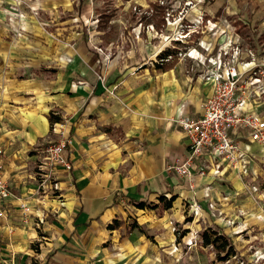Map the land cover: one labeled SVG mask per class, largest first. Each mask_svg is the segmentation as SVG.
<instances>
[{
	"label": "crops",
	"instance_id": "crops-1",
	"mask_svg": "<svg viewBox=\"0 0 264 264\" xmlns=\"http://www.w3.org/2000/svg\"><path fill=\"white\" fill-rule=\"evenodd\" d=\"M67 1L24 0L19 6L39 4L48 11ZM138 1L144 0H129L135 6ZM17 6L16 0H0V145L4 176L16 196L0 218V264H143L162 250L197 248L208 226L234 243L237 227L264 230V210L255 205L264 196V146L245 130L232 136L241 144L239 166L245 162L247 173L226 162L211 163L204 175L194 168L189 177L171 169L189 151L176 120L200 116L212 93L202 74L174 61L175 52L135 66L112 56L103 36H49L38 19L16 13ZM213 7L240 20L249 14L264 28V0H216ZM253 37L258 50L243 48L242 36H200L187 56H199L201 65L233 41L229 53L237 48L241 61L257 64L236 95L243 111L264 117V36ZM51 113L65 122L73 164L53 170L56 195L40 188L35 175L45 147L60 137L52 131ZM18 197L32 208L27 219ZM178 224L185 229L180 236Z\"/></svg>",
	"mask_w": 264,
	"mask_h": 264
},
{
	"label": "rangeland",
	"instance_id": "rangeland-1",
	"mask_svg": "<svg viewBox=\"0 0 264 264\" xmlns=\"http://www.w3.org/2000/svg\"><path fill=\"white\" fill-rule=\"evenodd\" d=\"M16 1L18 6L14 11L38 19L49 36H71L74 32L77 36H103L102 44L108 46L112 56H119L120 60L135 66L155 58L157 62L161 52L170 50L175 52L174 61L189 66L198 75L205 73L208 66L196 65L200 60L198 54L197 59L191 61L187 53L191 45L198 44L200 36H242L243 48L253 46L257 50L259 38L253 36H264V28L250 21L249 14L240 20L236 15L225 16L215 11L216 0H144L138 1L137 6L129 0H69L48 11L39 4L23 10L20 6L24 0ZM185 36H193V41H187ZM232 44L233 41L225 43L227 50ZM262 192L264 185L260 186ZM255 205L264 210V196L256 197ZM190 218L187 215L186 219ZM184 230L182 224L177 225L178 236ZM232 235L241 252L239 257L219 260L215 248L204 245L199 236L201 242L197 248L186 245L176 251L162 250L158 256L147 255L143 264H243L242 258L264 264V230L258 227L245 230L241 226L235 228ZM191 241L194 244L197 239Z\"/></svg>",
	"mask_w": 264,
	"mask_h": 264
},
{
	"label": "built area",
	"instance_id": "built-area-1",
	"mask_svg": "<svg viewBox=\"0 0 264 264\" xmlns=\"http://www.w3.org/2000/svg\"><path fill=\"white\" fill-rule=\"evenodd\" d=\"M229 52L227 49H221L216 55L202 59V64L208 66L202 76L211 83L212 93L201 103L200 116L182 115L176 120L189 141L188 154L181 162L171 166V169L181 176H191L194 168H198L199 173L204 175L211 163L217 167H221L223 162L231 163L234 167L239 166L243 152L241 144L233 138L232 132L245 130L252 141L264 146V117L259 112L243 111L241 101L236 95L242 77L251 72L256 73L254 68L257 64L254 61H241L237 48L232 53ZM1 122L0 116V132L3 129ZM52 131L60 137L45 147L44 156L37 163L35 175L40 188H49L52 194L56 195L59 187L53 180V170L58 166L71 170L73 164L67 152L71 138L65 133V122H54ZM4 155L5 149L0 145V218L6 216L5 204L9 198L16 197L4 176ZM201 158L202 164L199 163ZM245 164L242 162L241 167L239 166L243 173H247ZM257 190L258 187L253 185L252 192ZM17 199L27 219L32 208L20 197ZM193 207V214H198L199 208L191 204V208Z\"/></svg>",
	"mask_w": 264,
	"mask_h": 264
},
{
	"label": "trees",
	"instance_id": "trees-1",
	"mask_svg": "<svg viewBox=\"0 0 264 264\" xmlns=\"http://www.w3.org/2000/svg\"><path fill=\"white\" fill-rule=\"evenodd\" d=\"M173 54L170 50H164L159 54V57L164 59L167 58L168 55ZM50 121L53 124L56 121H60L61 117L51 113L50 115ZM176 196H172L170 199L166 200L164 202V206L166 208L172 206V202ZM161 200H165V196H161ZM139 205L141 207H144L146 205L145 201L139 202ZM189 220V219H186ZM202 236V242L206 246H213L217 252V257L221 261L229 260L230 258L236 256L239 257V250L237 249L232 237L225 233L224 231H221L219 228L214 226H208L205 228L201 234ZM243 264H255L253 262L246 261L242 258Z\"/></svg>",
	"mask_w": 264,
	"mask_h": 264
}]
</instances>
